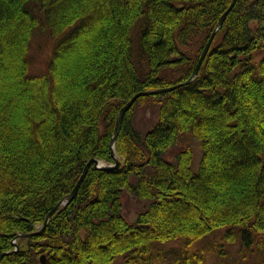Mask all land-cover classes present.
Wrapping results in <instances>:
<instances>
[{"label": "trees", "instance_id": "trees-1", "mask_svg": "<svg viewBox=\"0 0 264 264\" xmlns=\"http://www.w3.org/2000/svg\"><path fill=\"white\" fill-rule=\"evenodd\" d=\"M229 3L0 0V253L15 248L16 234L41 228L91 158L114 162L120 107L139 91L184 81ZM38 31L51 46L45 69L31 74ZM263 46L264 0H236L197 76L139 96L124 113L114 143L119 168L90 164L73 198L42 230L17 238L0 264H110L120 255L122 264H158L156 242L189 247L215 231L245 249L260 242L264 56L254 52ZM146 100L158 116L142 134L131 118ZM184 133L200 142L196 171L188 146L172 161L163 156ZM125 188L150 199L133 224L121 214ZM165 264L204 263L193 254Z\"/></svg>", "mask_w": 264, "mask_h": 264}, {"label": "rangeland", "instance_id": "rangeland-1", "mask_svg": "<svg viewBox=\"0 0 264 264\" xmlns=\"http://www.w3.org/2000/svg\"><path fill=\"white\" fill-rule=\"evenodd\" d=\"M132 35L133 39H135L136 31ZM32 42L30 49L31 67L29 72L34 74L45 69L44 63L48 57L51 42L47 34L41 31L35 33ZM254 56L255 59L263 57L264 46L254 52ZM157 116L158 104L151 100L143 101L133 107L132 125L140 133L144 134L155 124ZM185 146L190 147L193 152L194 162L191 167L193 171H196L201 156V148L200 142L191 133L182 134L178 143L170 147L163 156L172 161L174 160L175 154ZM130 183H136V179L133 176L130 177ZM120 200L122 205L121 214L131 224L136 222L137 214L146 209L150 202V199L138 198L128 188L123 190L120 195ZM224 232L225 230L223 229ZM260 239V242L257 240L251 248L245 249L241 246L239 240L228 243L222 239V233L220 231H215L208 237L195 242L189 247H187L188 245H184V240L182 239L156 242L151 249V253L154 255V261L158 264H165L172 259L193 254L201 256L204 264H264V238ZM123 260L124 257L120 255L110 264H122Z\"/></svg>", "mask_w": 264, "mask_h": 264}, {"label": "water", "instance_id": "water-1", "mask_svg": "<svg viewBox=\"0 0 264 264\" xmlns=\"http://www.w3.org/2000/svg\"><path fill=\"white\" fill-rule=\"evenodd\" d=\"M236 0H230V3L227 7V9L220 15L219 19L216 22V25L214 27V29L212 30L211 34L209 35L205 45L202 48V51L197 59V62L193 68V70L191 71L190 75L184 80V81H179L176 82L174 84L165 86V87H158V88H154V89H150V90H144V91H139L137 93H135L134 95H132L119 109L117 117H116V121H115V126H114V130H113V135L110 139V147H111V156L113 159V163H106L102 160H99L97 158H91L86 165L83 168V171L80 175V177L78 178V180L76 181L74 187L72 188V190L66 194L60 201H58L49 211L48 213L45 215L43 224L41 226V228L37 231L34 232H30V233H18L15 235V237L12 240V243L14 244L15 248L9 251H3L0 253V257L4 254H7L9 252L15 251L18 249V245L16 243V239L22 236H28L31 235L35 232H39L40 230H42L44 228V226L47 224L48 220L50 219L51 215L62 205H64L65 203H67L69 200H71L73 198V196L75 195L80 183L82 182L85 173L89 167L90 164H92L95 168H99V169H104V170H112V169H117L119 168L121 161L119 159V157L117 156L115 150H114V143L117 137V134L120 130L121 127V122H122V118L124 116V113L133 105V103L135 102V100L142 95H147V94H155V93H160V92H166V91H170L172 89H175L181 85L187 84L190 81H192L198 74L199 68L201 66V63L203 62V59L205 57V55L207 54L210 45L213 41V37L216 33V31L219 29V27L221 26L226 14L229 12V10L232 8V6L234 5ZM41 262L44 263V259H43V255L41 256Z\"/></svg>", "mask_w": 264, "mask_h": 264}]
</instances>
